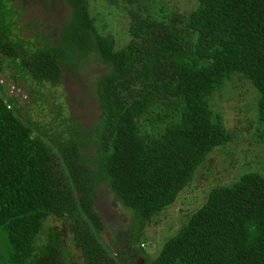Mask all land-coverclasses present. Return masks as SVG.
<instances>
[{
  "label": "trees",
  "instance_id": "1",
  "mask_svg": "<svg viewBox=\"0 0 264 264\" xmlns=\"http://www.w3.org/2000/svg\"><path fill=\"white\" fill-rule=\"evenodd\" d=\"M188 1L103 0L94 12L69 0L62 54L10 47L39 101L62 64L100 63L90 79L103 113L84 130L56 114L31 120L0 95V264H134L115 254L118 234L141 264H264V0ZM108 5L128 19L122 45L105 32ZM216 152L232 177L208 184L152 255L145 226ZM100 206L129 230L105 228Z\"/></svg>",
  "mask_w": 264,
  "mask_h": 264
},
{
  "label": "flooded vegetation",
  "instance_id": "2",
  "mask_svg": "<svg viewBox=\"0 0 264 264\" xmlns=\"http://www.w3.org/2000/svg\"><path fill=\"white\" fill-rule=\"evenodd\" d=\"M73 10L69 0H0V95L10 106L14 103L23 114L32 116L31 120H38L46 114L48 116L56 114L59 118L67 117L68 122L73 121L77 128L85 130L94 126L103 113L102 104L95 96L96 88L90 79L97 72L95 67L92 66L88 73L71 64H62L57 89L55 87L51 94L48 89L46 95L39 101L36 98L39 95L35 92L34 78L27 76L26 80L17 72L11 62L15 54L10 53L13 52L11 46L18 48L19 52L24 49L29 55L36 54L40 48L44 51L53 49L55 53H62L59 42L62 41L72 21ZM49 85L51 86L50 82ZM47 87L48 84H44V88ZM71 129L73 128L71 127L67 133H71ZM91 149L99 153L98 147ZM84 152L88 151L84 149ZM98 210L105 228H108L107 224L110 222L115 223L113 227L118 229L119 225L124 226L127 221L123 213L111 207L107 209L100 206ZM114 232L117 233L115 230ZM114 236L121 242L117 244L121 250H117L116 247L113 250L123 261L130 260L129 263L134 261V264L145 261L139 257L137 262L133 255L127 253L130 250L127 245L129 242L125 241L121 234ZM106 238L112 246L114 244L112 237L106 235ZM62 239L65 241L66 238Z\"/></svg>",
  "mask_w": 264,
  "mask_h": 264
},
{
  "label": "rangeland",
  "instance_id": "3",
  "mask_svg": "<svg viewBox=\"0 0 264 264\" xmlns=\"http://www.w3.org/2000/svg\"><path fill=\"white\" fill-rule=\"evenodd\" d=\"M182 2L188 3L189 1L182 0ZM102 4H103V0H91L92 10H94V12H96V10H102L103 9V7L101 6ZM105 9H107V12L112 16L110 18L109 15L107 17V20L108 18H110L111 23L113 24L112 26L106 27L105 32L114 34L117 37L118 45L124 44L127 40L125 38L127 36L126 32L129 26L128 19H126L124 16L125 13L123 14L119 13V17H118L116 13L114 14L115 10L110 5H108L107 8ZM119 18L121 20V24L116 26L115 24H118ZM88 61H87L88 63L87 65L89 67L94 66L95 68L101 69L103 71L102 65H100V63H97L92 59H89ZM231 116H233V114ZM242 143L236 145L237 153L241 152L243 149L249 148V145L247 143L246 144H242ZM224 157L225 154L222 152H216L215 154H213V158L210 159V161L207 163V166L204 167L198 173L197 177L185 189L182 190L178 200L175 202L172 208L170 210H166L165 213H162L159 216V220H158L159 222L158 223L152 222L151 224H147L145 226V234H146L145 237L150 242L148 241L144 246V248H146L148 252H150L153 255L155 254L154 253L155 247L161 248L164 245L166 241L164 236L175 232L179 228L180 224L182 223L180 217L184 214L192 212L194 208V204L201 202L206 192V189L208 188V184L214 183L216 181L214 179L217 180L220 179V181H228V179L232 177V174L234 173L235 169L234 167H232L230 162L228 163V165L224 163L223 161ZM103 189L106 190L105 188ZM186 196H190L191 199L189 200ZM114 224H110V225H114ZM130 225L131 223L124 226L119 225L118 229H120V231H122L123 229L127 231L129 230ZM171 227H173V229H171ZM151 243H153V245Z\"/></svg>",
  "mask_w": 264,
  "mask_h": 264
}]
</instances>
